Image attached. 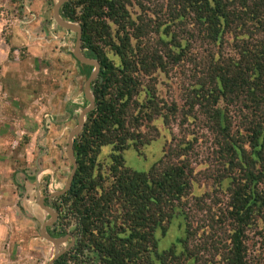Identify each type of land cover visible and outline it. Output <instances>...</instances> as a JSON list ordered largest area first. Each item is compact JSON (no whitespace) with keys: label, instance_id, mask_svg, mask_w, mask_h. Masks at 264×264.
Wrapping results in <instances>:
<instances>
[{"label":"trees","instance_id":"trees-1","mask_svg":"<svg viewBox=\"0 0 264 264\" xmlns=\"http://www.w3.org/2000/svg\"><path fill=\"white\" fill-rule=\"evenodd\" d=\"M60 14L79 23L99 69L71 185L54 200L55 235L72 223L75 240L52 264H251L249 231L264 244V0H163L154 9L68 0ZM78 65L86 77L93 70ZM171 70L187 77L179 99L157 91ZM194 127L210 143L202 160ZM163 129L162 155L147 171L125 165V150L141 154ZM174 218L183 235L159 250L156 232L165 236Z\"/></svg>","mask_w":264,"mask_h":264},{"label":"rangeland","instance_id":"rangeland-1","mask_svg":"<svg viewBox=\"0 0 264 264\" xmlns=\"http://www.w3.org/2000/svg\"><path fill=\"white\" fill-rule=\"evenodd\" d=\"M26 1L28 0H0V48L5 46V39H8L14 25L20 28L21 33H29L21 26L30 23V14L34 11L42 19L35 22L39 30L46 27V22L51 21L52 8L57 0H48V19L43 17L44 12L41 7H38V10L29 8L28 11L25 8ZM143 1L150 9H154V5H158L163 0ZM58 31L63 35L66 33L60 27ZM36 34L38 30L31 33L32 39L38 36ZM75 36L76 34L73 33V40L71 39L72 41L67 42V45L60 46L58 49V53L65 52L63 57L59 54L49 56V46L45 54L43 50L35 51V48L31 53L28 52L30 45L28 42L32 43V47L37 48L44 47L38 44L41 40L48 45L47 37L49 36L47 35L41 39L37 38L38 40H32L30 37H25L24 40L21 37V41L7 48V59L1 58L2 55H0V62L5 61L11 65L16 63L19 77H21V81H17L19 83L10 85L17 87L18 100L13 99L10 94L12 90H9V93H3L1 89L3 85L0 84V264H46L58 251L67 248L70 243L65 241L57 246L41 237L39 229L49 216L39 207L36 199L37 196L46 195L49 189L52 193L63 189L72 168L66 155L67 139L70 131L77 124L79 113L87 105L83 97L87 77L79 73L77 62L71 53ZM186 70L183 68L184 73H188ZM159 80L156 84L158 93L171 100L179 99V86L184 80L187 81V77L184 74L180 76L177 70H171L168 76L161 75ZM60 83L66 84L62 86L65 89L63 95L68 94L70 101L72 99L75 101L69 109L71 112L69 124L61 133L63 140L54 144L60 132L54 130L55 126L47 127V124L50 125L53 120L51 116L54 109L51 104L58 103L50 98L52 99L55 90L61 88ZM30 87L33 91L28 93ZM23 92L32 95L37 103L22 100ZM194 129L199 137L196 143L199 153L197 159L202 160L208 153L210 143L205 130L197 127ZM172 130L174 134L178 133L176 125H173ZM167 136V130L163 129L161 136L145 146L141 154L132 148L125 150L123 152L125 165L137 171H147L161 157L163 143ZM111 152L112 146L104 145L100 156L110 161ZM201 175L199 173L197 177L200 179ZM52 202L53 200H48L46 203L53 208ZM198 215L201 216V214ZM181 224V218H174L165 236H160L159 231L156 232L159 250L167 249L179 236L183 235L184 227L180 226ZM72 225L71 223L64 226L66 234L74 235ZM51 228L53 230V227ZM48 233L57 237L49 230ZM248 247L251 264H264V244L255 232L249 231ZM82 261V264H86L84 260ZM70 264H79V262L75 260Z\"/></svg>","mask_w":264,"mask_h":264},{"label":"crops","instance_id":"crops-1","mask_svg":"<svg viewBox=\"0 0 264 264\" xmlns=\"http://www.w3.org/2000/svg\"><path fill=\"white\" fill-rule=\"evenodd\" d=\"M58 1L59 0L55 1L54 5H53V8H52V19H51L50 22L49 21L46 22V24H45L46 27H44V28H42L40 30H39V27L36 28L35 22H37L39 20H42V19L40 18L39 14L37 12H35V11L32 14H30V16H31V19H29L30 23L26 24L24 26H21L23 30H25V31H27L29 33H26V34L24 32L21 33L20 28L18 26L14 25V27H12L11 30H10L11 33L8 36V39L7 38L5 39L6 40L5 43H4L5 46H2L0 48V55H2L1 58L6 57V59H7V57H8V54L6 53V51L8 50L7 48L10 47V46L12 47L14 44H17V42L21 41V37L24 40L26 39L25 37H30L32 39L31 33H34L36 30H38V34H36V36L37 35L38 36L34 37L32 40L37 39V38L41 39V37H45L47 35V36H49V37H47V41L49 42V44L48 45L44 44L43 41L41 40V42H38V44H40V45H42L44 47L37 48V47H32V45H31L32 43L28 42V44H30L29 47H28V52L30 51V53L35 48V51L39 52V51L43 50L42 52H43V54H45L46 53V48L49 46V48H48V55L49 56L50 55L52 56L53 54H59L61 57H63L65 52L62 51L61 53H58L59 52L58 49L60 48V46L64 47L65 45H67V42L69 43L70 41L73 40L72 39V34L73 33L76 34L75 43H74V47H75L77 33L72 31V30H68V29H65V28L61 27L57 23V21L55 19L54 9H55V6H56ZM48 5H49V1L48 0H28L25 3V8L29 11L30 10L29 8H31L33 10H38V7H41L43 9V12H44L43 17L48 19L49 18L48 14H47ZM62 5L58 9L59 14H60V9H61ZM45 11H46V13H45ZM47 19H45V20H47ZM58 26L65 30V32H66L65 35H63L62 33H60L58 31V28H59ZM42 32L44 33L43 34L44 36L42 35ZM19 34H21V36ZM50 44H53V45L51 46ZM50 47H52V48H50ZM74 47H73L71 53H72V56L76 60L77 65H78V62L79 63H81V62L73 54ZM81 51H82V53H84L82 48H81ZM78 69H79V65H78ZM0 71H1L0 84H1V86L3 85L2 88L1 87L0 88L2 89V91H4L3 93H7L9 90H12V93H10V94L12 95L13 99H15V100L17 99L18 100L19 99V97H18L19 93H18L17 87L13 86L14 87L13 88V87L10 86L12 83L17 84V83H19L17 81H21V77H19L20 75H19V71L17 69L16 63H14V65H11L10 63L5 62V61L4 62H0ZM79 73L81 75H83L80 72V70H79ZM60 84H61V88L55 90L53 92V94H52V99L50 98V100L58 101V103L54 104V105L51 104V106L54 109L53 116H51V118H53V120L50 123V125L47 124V127H49V128L52 127L53 128L55 126L54 130H57V131L60 132L58 137H57L58 139H57L56 143H54V144H57V143L61 142V140H63L61 138V133L65 131V129L67 128V125L69 124V121L71 119L70 118L71 117V112H70L69 109L72 106L71 105L72 102L75 101L74 99H72V101H70V96L68 97V94L63 95V92H64L65 89L62 86L66 85V84L65 83H60ZM32 91H33V89H32V87H30V89L28 90V93H31ZM16 92H17V95H16ZM28 93L23 92V95H24L23 97L24 98H22V100L25 99L26 101H33V103L34 102L37 103V100H34V97L32 95L28 94ZM67 93H68V91H67ZM83 97H84V99L86 101L87 99H86L84 94H83ZM67 141H68V139H67ZM66 147H67V145H66ZM66 155H67V152H66ZM67 157H68V155H67ZM68 159H69V157H68ZM70 163H71V161H70ZM71 166H72V163H71ZM22 181H24V180H22ZM57 192L58 191L52 193V192H50V189H49V192L46 195H43V196L41 195L39 197L37 196V199H36V202L39 205V207H41L44 211H46L48 213L49 219L41 224V227L43 225H46L47 231L51 228L50 227L51 225H48V223L51 220V216H50V213L48 212V210L43 207V205H45L46 207L52 208L51 206H49L46 203L47 202L46 198H48V199L52 198L51 196L52 195H57ZM41 198H43V202H40ZM29 218L31 219V216ZM36 223H37V221H36ZM41 227H40V229H41ZM40 229H39V232H40ZM41 237L46 239L42 235H41ZM57 237H61V236H57ZM67 241H70V240L68 239ZM61 244H63V243H61Z\"/></svg>","mask_w":264,"mask_h":264},{"label":"water","instance_id":"water-1","mask_svg":"<svg viewBox=\"0 0 264 264\" xmlns=\"http://www.w3.org/2000/svg\"><path fill=\"white\" fill-rule=\"evenodd\" d=\"M68 0H59L55 6L54 9V15H55V19L57 21V23L68 30H72L74 32L77 33V38H76V45L74 47L73 50V54L74 56L83 64H88V65H92L93 66V70L91 71L90 75L87 77L86 82H85V86H84V95L87 99V105L82 109V111L79 113L78 116V120H77V124L75 125V127L70 131L69 135H68V141H67V147H66V152L67 155L72 163V169L69 175V178L65 184V186L63 187V189L59 190L57 192V195L64 193L66 190L69 189L75 170H76V161L74 158V153H73V143H74V139L75 137L81 132L83 125L86 121L87 115L88 113L93 109L95 102H94V95L92 93L91 90V84L92 82L95 80L97 73H98V69H99V63L97 60L92 59L87 57L84 53H82L81 51V34H82V30L81 27L79 25V23L77 22H72L69 20L64 19L60 14H59V7L65 3ZM40 202H43V198L40 199ZM44 208H46L48 210V212L50 213L51 216V220L48 223V225H51L53 223V221L56 219L57 217V212L56 210H54L53 208H49L46 207L45 205H43ZM40 234L45 237L49 242L53 243L54 245H59L61 243H64L65 241H67L68 239H70V245H72L74 243V236L72 234H66L63 235L61 237H53L51 236L47 229H46V225H43L40 229ZM69 245V246H70ZM63 248L60 251H58L46 264H52V262L63 252H65L68 248Z\"/></svg>","mask_w":264,"mask_h":264},{"label":"flooded vegetation","instance_id":"flooded-vegetation-1","mask_svg":"<svg viewBox=\"0 0 264 264\" xmlns=\"http://www.w3.org/2000/svg\"><path fill=\"white\" fill-rule=\"evenodd\" d=\"M59 195H60V194H59ZM56 196H58V195H52V196H51L52 198H50V199L46 198V201H48V200H53V202H52V206H53L54 209H55V207H54V206H55L54 200H55V197H56ZM55 210H56V209H55ZM56 212H57V217H56V219L53 221V223L51 224L50 227H52L53 224H54L55 222H57V220L59 219V218H58V217H59L58 211L56 210ZM49 231H50V233H51L52 235H55V234H54L55 231L52 230V228H50ZM65 234H66V233H65ZM65 234H64V235H65ZM69 240H70V239H69ZM73 244H74V243H73ZM73 244H72V245H73ZM69 245H70V243H69ZM69 245H68V246H69ZM72 245H70L69 248H68L67 250H69V249L72 247ZM67 250H66V251H67Z\"/></svg>","mask_w":264,"mask_h":264}]
</instances>
